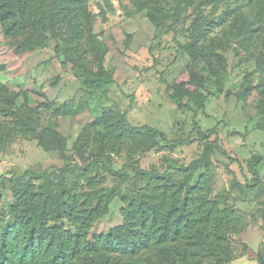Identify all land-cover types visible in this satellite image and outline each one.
<instances>
[{"label":"trees","instance_id":"16d2710c","mask_svg":"<svg viewBox=\"0 0 264 264\" xmlns=\"http://www.w3.org/2000/svg\"><path fill=\"white\" fill-rule=\"evenodd\" d=\"M251 1L264 23V0ZM88 2L0 0L2 32L12 42L29 48L55 42L57 56H62L64 64H70L88 86L115 84L104 68L109 49L94 30ZM138 2L139 11L145 9L142 1ZM149 11L148 17L159 30L164 21ZM249 25L243 24V48L257 41ZM220 45L213 39L208 50L186 45L192 64L166 89L178 108L193 111L191 139L184 143L202 141L201 157L187 167L168 166L163 172L137 169L138 185L127 192L121 187L128 175L124 169L114 170L112 154L123 150L132 157L140 145L163 150L157 139L170 149L180 142L171 143L163 133L147 126H131L126 113H109L82 132L72 149L78 161L73 160L65 153V139L51 127L38 133L30 116L33 110L7 106L10 98L0 86V150L17 139H35L47 150H58L66 163L39 172L27 170L8 179L0 176V191L8 190L12 195L9 212L13 216L7 221L0 210V264H228L233 257L232 240L248 230L252 216L229 205L224 196L212 198L207 173L195 179L198 168L209 169L214 151L231 157L218 144L216 128L204 132L196 122V112L187 104L204 106L205 79L199 63H210L211 57L219 59L214 52ZM258 48L256 69L245 76L237 99L248 101L251 90H256L260 98L257 107L264 116V37ZM2 71L4 66H0ZM252 75L258 77L253 87ZM263 162L264 158L255 159L253 169ZM110 180L118 183L108 186ZM115 199L122 204V224L92 234ZM259 264H264V259H259Z\"/></svg>","mask_w":264,"mask_h":264},{"label":"rangeland","instance_id":"374dc122","mask_svg":"<svg viewBox=\"0 0 264 264\" xmlns=\"http://www.w3.org/2000/svg\"><path fill=\"white\" fill-rule=\"evenodd\" d=\"M138 1L88 2L94 30L109 49L105 71L115 81L99 88L88 86L70 64H64V58L55 52V42L48 41L45 47L19 46L5 37L0 25V66H4L0 86L10 98L6 104L33 110L30 116L38 133L51 127L65 139V153L73 160H77L73 145L82 132L109 113H126L131 126H147L171 143L180 142L170 149L157 139L163 150L140 145L132 157L123 150L112 154L114 170L124 169L128 175L121 187L127 192L138 185L137 169L163 172L168 166L187 167L201 157L202 141L184 143L191 139L193 111L178 108L166 89L192 64L186 45L208 50L212 39L221 43L214 52L219 59L199 63L205 79L204 106L184 102L196 112V122L204 132L216 128L218 144L231 158L214 151L209 169L200 167L194 175L197 179L207 173L212 198L224 196L229 205L252 216L248 230L233 238V257L228 264H259L264 259V162L254 169L252 164L258 157L264 158V116L257 107L256 90H251L248 101L237 99L245 76L256 69L258 45L264 37L258 7L251 0H210L207 4V0H141L145 9L139 11ZM151 9L164 21L159 30L148 17ZM249 23L257 41L243 48V24ZM251 80L253 87L258 77L252 75ZM65 164L58 150H47L35 139H17L0 150V176L6 179L27 170L39 172ZM117 183L110 180L108 186ZM11 202V192L0 191V210L7 221L13 220ZM121 209L120 200L115 199L91 233H105L121 225Z\"/></svg>","mask_w":264,"mask_h":264}]
</instances>
